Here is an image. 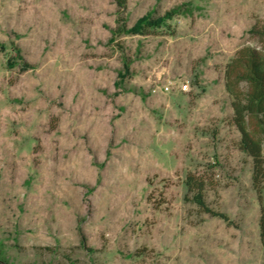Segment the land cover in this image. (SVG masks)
<instances>
[{"label":"rangeland","instance_id":"rangeland-1","mask_svg":"<svg viewBox=\"0 0 264 264\" xmlns=\"http://www.w3.org/2000/svg\"><path fill=\"white\" fill-rule=\"evenodd\" d=\"M256 23L264 0H0V264H264L224 82Z\"/></svg>","mask_w":264,"mask_h":264},{"label":"trees","instance_id":"trees-1","mask_svg":"<svg viewBox=\"0 0 264 264\" xmlns=\"http://www.w3.org/2000/svg\"><path fill=\"white\" fill-rule=\"evenodd\" d=\"M122 28L119 34L127 30ZM248 34L257 45L237 51L225 67L224 82L231 98L232 122L240 134L238 147L252 160V185L261 203L259 228L264 249V23L253 25ZM185 185L193 203L203 212L225 218L208 206L203 179L188 175Z\"/></svg>","mask_w":264,"mask_h":264},{"label":"built area","instance_id":"built-area-1","mask_svg":"<svg viewBox=\"0 0 264 264\" xmlns=\"http://www.w3.org/2000/svg\"><path fill=\"white\" fill-rule=\"evenodd\" d=\"M164 89H165V91H170L171 87L170 86H165ZM180 89L183 90V91H188L189 85L187 83H183L180 86Z\"/></svg>","mask_w":264,"mask_h":264}]
</instances>
